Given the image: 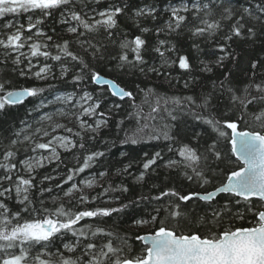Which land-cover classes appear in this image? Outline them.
<instances>
[{"label":"snow or ice","instance_id":"snow-or-ice-1","mask_svg":"<svg viewBox=\"0 0 264 264\" xmlns=\"http://www.w3.org/2000/svg\"><path fill=\"white\" fill-rule=\"evenodd\" d=\"M0 264H264V0H0Z\"/></svg>","mask_w":264,"mask_h":264},{"label":"trees","instance_id":"trees-1","mask_svg":"<svg viewBox=\"0 0 264 264\" xmlns=\"http://www.w3.org/2000/svg\"><path fill=\"white\" fill-rule=\"evenodd\" d=\"M129 31L131 34H136V30L131 27V24L129 23L128 25ZM173 74L178 73V69H172L171 70ZM105 75L109 78H114L117 83H119L121 86H124L126 88L132 87V80L135 79V77H124L120 76L117 73H108L107 70L105 69ZM138 83L141 84L143 87L144 85H149L152 86L153 84L155 85L157 91L161 93L167 92L168 94H173L177 92L179 89V86L177 88H169V86L166 83H163L162 79L161 80H155L153 79L152 81H146L141 78L140 80L137 81ZM61 88H64L66 86L60 85ZM95 87V88H100V86H91L90 88ZM107 88V87H104ZM112 99H115L114 97ZM142 97H138L137 103L139 104L141 101ZM124 104V107L119 111L118 114H114L113 118L110 122L109 128L104 129L101 133V137L96 141V143L93 145L91 142H89V147L90 148H101L103 149L104 145L102 144L103 140H112V139H118L122 138L124 136V133L127 132L129 135H131L137 128L136 121L134 119H128L126 113L130 111L128 108V104L121 102ZM29 108H31V105H28ZM145 112L148 111V106L147 104L144 105ZM12 123H14L17 127L19 126V121L21 119L26 118L25 116V109L20 108L19 110H13L12 112ZM120 120H124V124L121 126V128H117V123ZM7 127V125H5ZM129 146H125L123 150L127 151ZM135 148V151L132 152V156H136L137 159L139 157L137 156V153L140 152V147L142 146H132ZM146 147V146H143ZM167 158V157H166ZM128 159H121L119 155V151L117 149H113L111 152H109L106 156V158H102L100 163L96 166L93 171H103L105 169L109 170L110 176L109 179L113 181L114 184H118L121 181V177L115 176L114 173L116 169L122 168L124 164L128 163ZM138 166L134 164L132 171L133 172H138ZM125 183L131 184V178H129ZM192 191H202L201 189L198 188L196 185L191 186ZM115 195H120V193H115ZM135 231V230H132ZM141 232L146 231L144 229L140 230Z\"/></svg>","mask_w":264,"mask_h":264},{"label":"water","instance_id":"water-1","mask_svg":"<svg viewBox=\"0 0 264 264\" xmlns=\"http://www.w3.org/2000/svg\"><path fill=\"white\" fill-rule=\"evenodd\" d=\"M109 78V77H108ZM103 87H107V86H103Z\"/></svg>","mask_w":264,"mask_h":264}]
</instances>
